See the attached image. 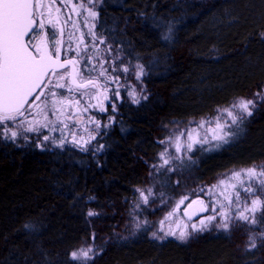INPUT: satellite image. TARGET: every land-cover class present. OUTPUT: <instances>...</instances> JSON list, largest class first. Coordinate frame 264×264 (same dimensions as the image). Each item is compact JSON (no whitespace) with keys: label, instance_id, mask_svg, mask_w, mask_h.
Segmentation results:
<instances>
[{"label":"trees","instance_id":"1","mask_svg":"<svg viewBox=\"0 0 264 264\" xmlns=\"http://www.w3.org/2000/svg\"><path fill=\"white\" fill-rule=\"evenodd\" d=\"M97 33L143 66L147 99L119 106L99 157L0 139V264H75L70 253L92 243L102 253L89 264H264V239L249 251L246 227L180 243L152 237L159 211L144 209L139 230L134 218L160 141L264 89V0H103ZM232 132L192 155L186 181L264 163V102Z\"/></svg>","mask_w":264,"mask_h":264},{"label":"snow or ice","instance_id":"2","mask_svg":"<svg viewBox=\"0 0 264 264\" xmlns=\"http://www.w3.org/2000/svg\"><path fill=\"white\" fill-rule=\"evenodd\" d=\"M93 2L94 0H87L89 5L87 8H85L84 3L74 5L73 8L85 9L88 15L95 19L98 13L91 7ZM54 7L59 12V7H56L54 3H45V0H0V129L3 130L6 139H16L18 132L13 130V126L17 129L22 128L24 132H38L41 128H47L49 131L56 130L52 121L48 118V112L56 115L57 121H59V114L62 113L65 103L63 98H58L59 93L56 89L66 88L68 92H71L73 87L86 88L89 85L94 88L98 87L91 78L87 81H78L77 78L80 73L75 67L77 60L68 58L61 60L63 42L57 35L60 20L53 15L52 10ZM64 22L67 23V21ZM49 29L52 30L51 39L48 34ZM59 33L60 35L63 34V28H59ZM88 35L92 37L91 43L94 48L95 41L101 44L104 43V40L91 30H89ZM79 43L83 44L85 42L81 38ZM77 47H79V44ZM69 48H71V45H69ZM109 50L111 49L109 48ZM76 55L79 57L80 52L77 51ZM117 68L123 73L129 72V68L126 66L113 67V71H116ZM66 69L70 70L65 71ZM104 71L100 75H104ZM135 71L136 79H140L144 74L141 65H136ZM111 79L115 82L118 77H111ZM62 81H67V83ZM118 94V92L115 93V95ZM130 95L133 96L134 103H139V100L135 99L134 91ZM144 98L147 99L146 96ZM258 101H264V89L255 93L251 99L240 98L233 102L230 107L222 110L217 109L218 114L214 120L197 122L196 128L176 137L174 143L176 151L186 150L190 153L196 145H199L201 150H211L210 148H204V145L209 143L208 133H211L212 140L227 143L228 138L234 134L231 131L232 126L242 122L246 117L252 116L253 109L257 106ZM76 103L78 104L79 101ZM103 110L101 108V111ZM29 116H32L34 120H29ZM205 124H208L209 127L205 128ZM197 129H204L205 135L200 136ZM185 135L187 139L182 145L180 141ZM90 138L94 139L95 137L90 134ZM42 140L47 141L49 137L44 135ZM160 142L170 145L173 143L171 138ZM73 143H76L75 139ZM86 143L87 141H84L79 144L82 150L87 151V148L84 147ZM63 145L64 139L61 137L57 146L63 147ZM165 156L166 152H162L161 159H163L164 165H167L169 160L165 159ZM175 158L182 159V157ZM241 176L246 177V181L240 179ZM233 178L240 180V186L237 187L236 184H233L231 192L227 190L225 181L220 182V185H225L223 188L220 185L213 186L220 189L219 196L223 197V202L219 199L209 201L210 208L203 201H199L202 206L201 211L210 212L211 214L199 220L198 224L184 225L178 234L171 229L165 232L164 236H159L153 232V238L164 239L167 236H172L181 242H186L192 232L205 231L213 221L217 220V216L220 220L215 226L226 232L232 227L233 220L243 221L245 224L250 225L257 224L258 220L264 223V165L250 167L242 173H234ZM253 181L256 184H253ZM256 185L259 187L257 188ZM208 191L209 194H212L211 189ZM241 191L247 194L244 198L243 207L237 209V214L234 217H230V207L241 202ZM149 195H151L150 189L147 195L144 191H140V197L144 204H148ZM185 199L187 197L177 202L176 206L165 217L166 220H171L177 215L180 205L184 204ZM192 203H196V201ZM190 207L191 204L187 205L182 213L189 220L192 218L187 210ZM217 208H219V212H217ZM257 213H260L259 217H257ZM87 215L94 216L97 213L90 210ZM163 223L164 221H161V225ZM189 227L192 232L188 231ZM160 231L164 232L163 227ZM250 245L251 247L256 246L254 239L250 241ZM94 256L95 253L91 247L80 248L70 253L71 260L79 261L81 264H87L88 261L94 259Z\"/></svg>","mask_w":264,"mask_h":264},{"label":"rangeland","instance_id":"3","mask_svg":"<svg viewBox=\"0 0 264 264\" xmlns=\"http://www.w3.org/2000/svg\"><path fill=\"white\" fill-rule=\"evenodd\" d=\"M45 3H54L56 7H59V12L56 11L55 7L52 10L54 17H58L60 20L59 28H63V34L60 35L58 28L57 35L63 42L62 49L65 57L77 60V66L79 69L78 72L80 73V75L78 76L79 80L87 81L89 78H91L93 79V81L97 82L98 87L94 88L90 86L86 89H78L73 87V91L71 92H68L66 88L56 89V91L59 93L58 98H63L65 101L62 108V113L59 114V121H57L56 115L48 112V118L50 121H52L53 126L56 130L49 131L47 128H41L38 132H24L22 128L17 129L15 128V126H13V130H16L18 132L16 139H6L2 129H0V139L8 143L16 144L18 146H33L42 151H63L67 149H74L81 150L84 153L99 157L105 150V145L103 143L105 137H103V135H105L106 132H108L115 126L117 122L119 106L122 105L125 101H130L133 104L139 105L146 100L144 98V91L141 89L145 70L143 68V76L140 79H136V65H129L126 61L123 62L114 53L112 47L107 45L105 39L97 33L100 11L103 7V0H94L93 5H91V7H93L94 10L98 13L95 19L90 17L85 9H81L79 7L73 8L74 5H79L80 3H84L85 8L89 7L87 0H45ZM64 21H67V23H65ZM89 30L95 33L99 38L103 39L104 43L101 44L98 41H95L94 48L91 43L92 37L88 35ZM48 34L49 38L51 39V29H49ZM81 38L85 43H79ZM78 44L79 47H77ZM69 45H71V48H69ZM109 48L111 50H109ZM77 51L80 52L79 57H77L76 55ZM116 66H126L129 68V72L123 73L119 71L118 68L116 71H113V67ZM102 71H104V75H100ZM111 77H118V79L113 82ZM62 82L67 83V81ZM133 91L135 92V99L139 100V103L133 102V96L130 95V93H132ZM117 92L119 94L115 95V93ZM77 101H79L78 104L76 103ZM262 102L264 101H258L257 106ZM49 107H51V105H49ZM256 107L253 109V114ZM101 108H103L104 110L101 111ZM214 118L215 117L191 121L186 125L176 127L171 131L170 135L167 136L166 139H164L169 140V138H171L173 143L171 145L161 143V153L166 152V156L164 158L168 159L169 163L167 165H164L160 153L158 163L155 164V167H153L154 165L151 167V183L148 188L141 190L144 191L146 195L148 194V190H151L148 204H144L142 202L139 191V203L137 204L139 206H136L134 215V218L136 220L135 226L137 230H139V228H142L143 224L146 222V215L143 211L145 209V212H149L151 210L152 212L159 211L158 215H161V218L160 220H158V223L153 232L157 233V235L159 236H164V233L171 229L172 231H176L178 234L179 231L184 227V225H190L192 223L198 224L199 220L211 214L210 212H202L197 214L195 218H191V220H189L188 217L182 215L187 205L194 204L192 203L193 201H203L204 204L209 205V207L211 208L209 201L219 199L221 202H223V197L219 196L220 189L213 187L214 185H220L221 181L226 182L227 190L229 192L232 191L233 184H236L237 187L240 186V180L234 179L233 174L237 172L242 173L248 168L231 170L223 174L218 180H216L215 183L211 185H206L204 183L199 184L197 182L193 183L186 181L185 179V169L195 164V162H193L192 160V155L201 149L199 145H196L195 149L190 153L186 152V150L177 152L174 146L175 139L181 133H186L188 130L196 128L197 122L214 120ZM248 118L249 117H246L244 120ZM28 119L34 120L32 116H29ZM242 122H238L236 125H233L231 131L235 126L239 125ZM208 127L209 125L205 124V128ZM85 129H87V131H85ZM197 131L200 136L205 135L204 129H197ZM90 134L95 138L91 139ZM44 135H47L49 137V140H42V137ZM25 137H27V139H25ZM61 137H63L64 139L63 147L57 146L60 142ZM231 137L232 135L228 138L227 143H223L220 141L212 140L211 133H208L209 143L205 144L204 148H210L211 150L204 151L210 152L219 149L224 145H227ZM74 139L76 140L75 144L73 143ZM186 139L187 137L185 135L181 138L180 143L183 145L186 142ZM84 141H87V143L84 144V147L87 148V151L82 150V148L79 146V144L83 143ZM175 157H182V159H176ZM260 165H264V163L256 166ZM240 179L246 181L247 178L241 176ZM172 181H174L173 184ZM253 184H256V182L253 181ZM220 187L223 188L225 187V185H220ZM256 187L258 188L259 186L256 185ZM209 189H211L212 194H209ZM246 195V193L241 191V202L238 204H233L230 207V217H234L237 214V209L243 207V202ZM185 197H187V199L184 200V204L180 205V209L177 215L174 216L171 220H166L165 217H167L168 213L172 211L177 202ZM217 212H219V208H217ZM259 216L260 213H257V217ZM219 220L220 218L219 216H217V220L213 221L212 224H210L208 228L203 232H192V229L189 227L188 231L192 232V235L186 242L192 239L195 240L194 238L200 237L201 235L207 233H211L213 231L229 234L232 229H236L238 227H246V229H249V239L247 241L249 243V251L257 249L258 246L262 243L261 241L264 239V231L260 229V225L262 222H259V220L255 225L245 224L243 221L239 220H233L232 227L227 232L215 226L219 222ZM161 221H164L163 225H161ZM205 223H207V221H205ZM161 227H163L164 232L160 231ZM253 239L255 240V247H251L250 245V241ZM156 240H175L180 243H185L177 240L172 236H167L164 239ZM87 247H91L93 249V252L95 253L94 259L87 262V264H89L102 253V250L94 243L81 248ZM71 261L75 264H81V262L79 261Z\"/></svg>","mask_w":264,"mask_h":264},{"label":"water","instance_id":"4","mask_svg":"<svg viewBox=\"0 0 264 264\" xmlns=\"http://www.w3.org/2000/svg\"><path fill=\"white\" fill-rule=\"evenodd\" d=\"M76 67V65H75ZM77 70V67H76ZM78 79V78H77ZM79 81V80H78ZM95 82V81H94ZM97 84V82H95ZM91 85H89L88 87H90ZM86 87V88H88ZM86 88H78V89H86ZM201 204L199 202H196L194 204L191 205V207L188 209L189 211H193L195 212V214H190L192 218H195L197 216V213H202L203 211H201ZM190 213V212H189Z\"/></svg>","mask_w":264,"mask_h":264},{"label":"flooded vegetation","instance_id":"5","mask_svg":"<svg viewBox=\"0 0 264 264\" xmlns=\"http://www.w3.org/2000/svg\"><path fill=\"white\" fill-rule=\"evenodd\" d=\"M65 58H67V57H65L64 52H63V49H62L61 50V60L65 59ZM76 67H77V71H79L78 66H77V63H76ZM68 70H70V69H66L65 71H68ZM78 80H79V78H78Z\"/></svg>","mask_w":264,"mask_h":264},{"label":"bare ground","instance_id":"6","mask_svg":"<svg viewBox=\"0 0 264 264\" xmlns=\"http://www.w3.org/2000/svg\"><path fill=\"white\" fill-rule=\"evenodd\" d=\"M188 211H189V210H188ZM189 212H190V214H192V215L195 214V212H193V211H189Z\"/></svg>","mask_w":264,"mask_h":264}]
</instances>
